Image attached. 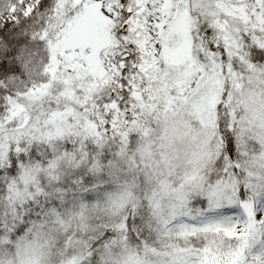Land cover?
I'll return each mask as SVG.
<instances>
[{"label":"snow or ice","instance_id":"obj_1","mask_svg":"<svg viewBox=\"0 0 264 264\" xmlns=\"http://www.w3.org/2000/svg\"><path fill=\"white\" fill-rule=\"evenodd\" d=\"M0 264H264V0H0Z\"/></svg>","mask_w":264,"mask_h":264}]
</instances>
